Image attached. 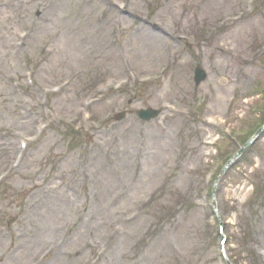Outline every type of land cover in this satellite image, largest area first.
<instances>
[{
	"label": "rangeland",
	"instance_id": "1",
	"mask_svg": "<svg viewBox=\"0 0 264 264\" xmlns=\"http://www.w3.org/2000/svg\"><path fill=\"white\" fill-rule=\"evenodd\" d=\"M10 1L0 0V132L8 134L3 138L0 136V155L5 159L0 157V163L13 160L18 139L32 134L26 128L28 125L46 124L50 128L40 143L29 150L22 172L5 186L0 196V224L17 217V221H12L15 230L20 229L25 234L38 233L34 240L38 242L43 228H63L64 223L74 218L73 208L76 207V212L87 208L88 217L94 216L96 221L88 223L91 238L100 240L112 228L120 232L116 243L118 251L109 254L107 264H128L132 260L126 253L138 237L129 238L128 235L140 233L149 221L159 218L162 205L172 204L189 193L198 204L197 209L193 208L175 221L163 241L155 243L145 254L143 264H175L176 258L182 264H192L195 251L205 258V264H215V246L219 239H215L214 234L218 226L214 224L213 232L207 228L203 233L206 223L199 206L204 201L200 194L206 186L205 176L214 171L211 167L215 153L212 144L218 140L219 131L201 121L221 118L218 120L221 124L243 130L256 121L254 111L264 110L259 96L264 90V57L255 64L250 63L257 58V49L264 46V10L228 33L224 47L231 50L229 54L212 49L209 40L206 44L211 45L206 47L207 50L198 49L197 52L196 47L192 48L193 59L185 56L181 63L177 89L169 91V85L162 89L156 84L143 90L141 83L137 89L128 86L121 93L113 89L108 100L97 107L101 110L98 122L90 123L78 120L83 113V90L97 79L101 81L100 89L105 85L114 87L128 79V71L119 56L122 45L116 41L117 10L106 11L107 0H13V7ZM148 1L130 0L132 6L142 9L143 13H147L145 5L148 6ZM206 1L175 0L177 15H182L184 21L188 18L187 32L191 31L189 26L206 27L211 19L219 16L203 10ZM209 1L214 2L215 9L222 13L232 9L234 4L232 0ZM237 1L235 8L242 0ZM156 3L153 7L157 17L160 9ZM124 19L127 27L125 49L133 60V70L140 74L157 71L153 52L143 48L138 52L137 45L144 38L133 34L136 29L128 23L132 22L130 17ZM27 28L33 29V37L21 50L16 43L18 33ZM236 31L245 33L238 37ZM136 53L139 57L135 58ZM156 58L164 60L161 55ZM23 61L38 70V91L27 90L24 86L14 89L23 81L20 68ZM197 68H203L208 75L207 81L198 89L194 83ZM71 80L73 84L69 85L68 91L54 97L48 108L41 104L39 97L45 96V89ZM163 91L167 94L165 99H162ZM202 94L212 95V100L205 99ZM25 95L28 96L26 102L23 101ZM232 96L238 97V101L235 111L230 114L226 100ZM247 96H253L254 100H244ZM130 101L132 106H129ZM169 101H172V108L176 106L183 115L191 112V117L178 120L175 115H170L149 125L136 118V113L145 107L164 109ZM253 104L257 106L256 110H253ZM215 111L216 115H213ZM122 112L127 113V120L116 123L115 117ZM108 114H114L111 121H108ZM70 120L76 121V125L67 123ZM191 124L194 125L185 156L177 166L173 150L182 146L178 136L183 133V128L187 129V141ZM74 128L82 131L84 139L76 135ZM258 143L252 155L228 171L217 186L219 217L225 227L224 235L229 238L226 247L232 264H256L257 261V264L260 261L264 264V201L258 207L249 202L252 184L264 181V141ZM224 148L227 152H235L237 146L230 142ZM253 164L256 165L254 174ZM54 175L59 176L53 179ZM162 184H171L170 190L153 212L146 215L152 218L137 225H124V215L127 214V218L131 209L144 197L162 188ZM66 188L74 191L72 195L69 193L76 199L73 205L67 202L70 197L62 196ZM17 191L22 194L21 205L13 209L11 194ZM119 194H123V199L117 202ZM66 214L70 215L65 218ZM100 223L106 227L97 235L94 227ZM248 232L251 238L245 241ZM80 237L83 239L77 247L86 239ZM51 240L46 244L41 241L38 246L47 245ZM108 240L103 238L101 242ZM8 242L0 247V256L6 253Z\"/></svg>",
	"mask_w": 264,
	"mask_h": 264
},
{
	"label": "bare ground",
	"instance_id": "2",
	"mask_svg": "<svg viewBox=\"0 0 264 264\" xmlns=\"http://www.w3.org/2000/svg\"><path fill=\"white\" fill-rule=\"evenodd\" d=\"M235 0H233V2H234ZM235 4V3H234ZM176 6L173 4V3H170L168 6H166L165 7V10L163 11V14H166V15H170V16H174V15H176L177 16V10H176ZM203 10L208 14V13H211V14H221V12H219V11H217L216 9H215V6H214V2H211V1H208L207 3H206V5H204V8H203ZM228 13V12H227ZM226 13V14H227ZM186 15V14H185ZM220 16V18H221V15H219ZM169 29L170 28H168V27H166V26H163V27H161L160 29L158 28L156 31H152L151 29H149V27L147 26V28L145 29L146 30V33H149V34H151L152 35V37H153V40L155 41V43H156V46H157V49L160 51L161 49H160V41L163 39V37L166 35V33L169 31ZM240 33H245V32H240ZM240 33H238L237 32V34L238 35H236V36H238L239 37V35H241ZM228 37L229 36H227V37H225V38H223L222 39V41H221V38L219 39V41L217 42V43H220V42H222L223 44H225L226 43V40L228 39ZM153 43L154 42H146L144 45H137V50H138V52H139V49L140 48H143L144 49V51H153L154 50V46H153ZM220 46V45H219ZM133 55V54H132ZM136 57H139L138 55H137V53L135 54V58ZM154 59H156V57H154L153 58V60ZM222 89H224V88H222ZM224 92V91H223ZM221 102V101H220ZM215 107L216 108H218V105H215ZM54 231H52V229H49L48 230V232H47V230H44V231H42V235L43 236H41L40 237V241H44L43 243H46V242H48V240H50L51 238H53L54 237ZM29 247H31V244H28L27 245V248L24 250V253L22 254V257L23 258H25V257H27V255H28V251H29ZM32 247H34V246H32ZM61 260V258H56V263L57 262H59Z\"/></svg>",
	"mask_w": 264,
	"mask_h": 264
}]
</instances>
